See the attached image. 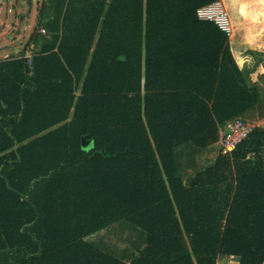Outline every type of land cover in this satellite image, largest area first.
<instances>
[{
	"label": "trees",
	"instance_id": "obj_1",
	"mask_svg": "<svg viewBox=\"0 0 264 264\" xmlns=\"http://www.w3.org/2000/svg\"><path fill=\"white\" fill-rule=\"evenodd\" d=\"M217 1L43 0L33 66L0 60V264H218L223 227L264 239V129L209 158L260 105L197 17Z\"/></svg>",
	"mask_w": 264,
	"mask_h": 264
},
{
	"label": "rangeland",
	"instance_id": "obj_2",
	"mask_svg": "<svg viewBox=\"0 0 264 264\" xmlns=\"http://www.w3.org/2000/svg\"><path fill=\"white\" fill-rule=\"evenodd\" d=\"M242 0H223L224 9L229 15V21L232 29V36L236 35V28L239 29L240 22L244 25L251 24V29L247 31L248 38L253 42L264 44V0L260 4L252 5L247 10V18L242 16L240 7ZM33 6L30 7L24 0H0V60L10 57H17L22 51L33 50V45H29L30 37L39 23V15L43 0H32ZM239 15V16H237ZM237 16V17H236ZM245 18V19H244ZM244 20V21H243ZM261 84H264L262 78ZM263 97H264V90ZM260 104L255 110L248 115L255 117V120H264V110ZM264 125V121H262ZM82 148L88 152L93 148V142L90 139H83ZM216 153L218 147H214ZM207 164L201 163L205 168ZM202 168V167H201ZM225 233L221 239L222 254L220 256L228 257L235 264L239 258L247 255L259 258L264 263V239L253 234H247L231 227H225ZM101 239L106 244H114L115 238L106 232L99 233ZM97 235L90 237L91 241ZM119 240V239H118Z\"/></svg>",
	"mask_w": 264,
	"mask_h": 264
},
{
	"label": "crops",
	"instance_id": "obj_3",
	"mask_svg": "<svg viewBox=\"0 0 264 264\" xmlns=\"http://www.w3.org/2000/svg\"><path fill=\"white\" fill-rule=\"evenodd\" d=\"M219 1L222 2L223 0H219ZM260 2L261 0H242L241 7H240L242 16L247 18L249 16L247 14V10L249 9V7L252 5L260 4ZM236 27H241V28L239 29L236 28V31H235L236 35H233V36L230 35L228 37L230 54L232 58L235 59L238 65V68L241 70L248 87L256 88L258 90L259 103L257 105L262 104V106L264 107V97H263V92H262V90H264V84L263 85L261 84V80H263L262 78H264V67H263L264 66V44H261L260 42L258 44L248 38L247 31L251 29V24L245 23L243 25L242 22H240V26L238 25ZM252 109L253 107L249 109L248 111H246L245 113L238 116L237 118H241L251 123L254 128L264 129V125H262L263 123L262 121L264 120H255V117H253L252 115H248L249 111ZM224 124L221 125L220 132L224 128ZM214 147L216 148L218 147V151L216 153L213 151ZM214 147L209 149V151L211 152L209 158L212 161L219 154V145H216ZM224 230H225V227H223L222 235H224L225 233ZM221 239H222V236H221ZM98 240L95 239V241H98ZM220 249H221V245H220ZM220 249H219V252L221 255L222 251H220ZM232 263L233 261L228 260V257L219 256L218 258V264H232Z\"/></svg>",
	"mask_w": 264,
	"mask_h": 264
},
{
	"label": "built area",
	"instance_id": "obj_4",
	"mask_svg": "<svg viewBox=\"0 0 264 264\" xmlns=\"http://www.w3.org/2000/svg\"><path fill=\"white\" fill-rule=\"evenodd\" d=\"M197 17L200 21L214 23L217 28L226 34L227 37L231 35V24L229 15L224 9L222 2L217 1L212 4L201 7L197 11ZM42 35H46L43 28L40 29ZM36 53L34 50L27 52L26 58L30 66L34 64ZM254 127L251 123L241 119H233L227 129L223 128L219 134V153L221 157H226L235 152L253 132Z\"/></svg>",
	"mask_w": 264,
	"mask_h": 264
},
{
	"label": "water",
	"instance_id": "obj_5",
	"mask_svg": "<svg viewBox=\"0 0 264 264\" xmlns=\"http://www.w3.org/2000/svg\"><path fill=\"white\" fill-rule=\"evenodd\" d=\"M30 7L33 6L32 0H24ZM236 49V48H235Z\"/></svg>",
	"mask_w": 264,
	"mask_h": 264
},
{
	"label": "bare ground",
	"instance_id": "obj_6",
	"mask_svg": "<svg viewBox=\"0 0 264 264\" xmlns=\"http://www.w3.org/2000/svg\"><path fill=\"white\" fill-rule=\"evenodd\" d=\"M231 35H232V29H231ZM230 123L226 125V128L225 129H227L229 127Z\"/></svg>",
	"mask_w": 264,
	"mask_h": 264
}]
</instances>
